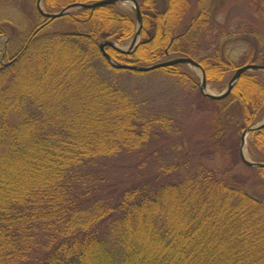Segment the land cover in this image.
I'll return each mask as SVG.
<instances>
[{
    "label": "trees",
    "instance_id": "obj_1",
    "mask_svg": "<svg viewBox=\"0 0 264 264\" xmlns=\"http://www.w3.org/2000/svg\"><path fill=\"white\" fill-rule=\"evenodd\" d=\"M28 1L35 6L26 16L13 8L22 22L0 11V42L8 37L0 47V264H264V199L234 168L235 134L264 119V71L242 73L225 98L201 94L213 108L201 143L225 163L221 172L202 161L187 168L191 140L176 120L101 72L122 69L108 63L98 40L132 39L135 9L105 3L49 19ZM95 1L42 0V8ZM138 1L141 42L130 53L108 47L115 59L150 65L192 57L213 84L229 82L240 65L264 64L252 41L239 60L220 45L202 53L231 32L214 0ZM244 1L256 34L264 0ZM55 20L63 27L51 29ZM184 64L151 72L198 85ZM167 141L173 158L157 154ZM248 148L264 162V128L251 133Z\"/></svg>",
    "mask_w": 264,
    "mask_h": 264
},
{
    "label": "rangeland",
    "instance_id": "obj_2",
    "mask_svg": "<svg viewBox=\"0 0 264 264\" xmlns=\"http://www.w3.org/2000/svg\"><path fill=\"white\" fill-rule=\"evenodd\" d=\"M214 1H216V5L214 7L216 17L219 23L229 28L231 32L228 38H230H226L225 40L223 39L221 44H219L217 40H213L209 45L210 48H204L202 50V53L211 52L215 50L218 45H220L221 50L223 51H225L226 47H228L227 51L235 59L239 60L241 55L245 51L249 50L252 41L253 43L255 42V46L258 47L257 50H260L262 52L260 54L261 57H264V39L260 43L259 35L257 34L259 30L261 31V33H263L264 28H261L262 26L259 23L256 28V34H254L255 32H248V29H252L255 26L252 23V9L246 6L245 1ZM119 3L122 8L130 12H133V9L135 8L133 2L131 1H122ZM160 3L162 6H164L165 0H160ZM15 6L20 9H17L19 13L21 12L26 16L27 12L33 11L35 3L29 2L28 0H0V11L10 13L11 15L19 18L20 22H22L24 21V15H22V17L15 15V13L18 12L14 11L13 8ZM197 9L198 8L195 7L194 12H197ZM58 27H63L62 22L55 20L50 28L57 29ZM245 37L250 39V42L246 41L247 39ZM7 39V36L1 37V48L5 44ZM132 39H128L124 43L116 42V44L121 48L127 49ZM139 39L141 42V35ZM98 41H101V39H99ZM166 59L170 58H160V60ZM3 62H5V60ZM182 68L184 71H187V73L198 75V77L200 78L198 80H201V71L197 67L191 64H184ZM101 72L105 77L111 80L117 79L120 84L122 83L121 85L125 86V88L127 87V89L130 90V92H132L136 96V98L146 101L149 105L154 107V109L162 110L171 118H174V120H176L181 128L183 139L186 142V139L188 138H190L191 140L189 145L185 143V145H187V148L188 146L190 147V149H188V151L186 152L187 159L191 160L189 166H186L187 168H192L195 164L199 163V161H202L209 167H213L216 171L221 172L223 164L225 163L222 154H220L217 150L216 152L213 151L207 153L211 148L204 147L201 143L205 141V137L207 136L206 134L210 131L212 132L211 127H209V119L213 115V108L211 105L209 106V104L201 97L202 93L199 90V85L195 84L192 81H190L187 85H181L176 77L165 74L160 70L139 73L130 69H122L117 71L104 69ZM207 84L211 92L220 93L227 87L228 82L224 79L217 84H213L212 82L207 81ZM230 134H234V129L228 131L227 136ZM241 136L242 133L237 132L235 134L234 140H238L239 143L241 140ZM249 140H251V133H248L246 135L245 147L246 155L251 158L248 148ZM167 142L165 143L163 148L160 147L158 149L159 151L157 150V154L171 156V158H173V150L172 148H170L171 141L168 142V144H170L168 145V147H166ZM234 168L235 172L237 174H240L242 180L246 181L244 182V184L246 185L247 190L250 193L264 199V177H262L261 173H259L258 168L254 166H248L242 160H240Z\"/></svg>",
    "mask_w": 264,
    "mask_h": 264
},
{
    "label": "water",
    "instance_id": "obj_3",
    "mask_svg": "<svg viewBox=\"0 0 264 264\" xmlns=\"http://www.w3.org/2000/svg\"><path fill=\"white\" fill-rule=\"evenodd\" d=\"M119 1H131V2H133L135 9H136L138 27H137L136 33H135L129 47L127 49L119 47L116 44V42L112 39H104L101 42H99V47H100L102 55L106 58L108 63L115 68L130 69V70H134V71L146 72V71L154 70V69L165 67V66L175 65L178 63H188V64H191V65L197 67L201 71V80L198 82L199 89L203 95L210 97L212 99H222V98L227 97L231 93L234 85L237 83V81L240 78V76L242 75V73H244L245 71H248V70H262V71H264V64L247 63L244 65H241L236 69V71L232 75L231 79L228 82L227 87L220 93H214V92H211L208 88L207 77H206V73H205L204 68L202 67V65L197 60H195L192 57L178 56V57H173V58L166 59V60H161V61L152 63L150 65H138V64H134V63L119 61V60L115 59L108 52L107 47H113L114 49H116L118 51H121L124 53H130L139 44V42H140V39H139L140 30L142 27L143 19H142V13L140 10V6H139V3L137 0H98V1H95L92 3L75 2V3L68 4L61 11H58V12H46V11H44V9L42 8V5H41L42 0H37V7L43 15H45L49 19H55L57 17H60L64 14H66L70 9H72L74 7H78V6H80V7H95L97 5H101V4H105V3H116ZM261 128H264V119L257 124L250 125V126L246 127L244 129V131L242 132V136H241V140H240V157H241L242 161L249 166L264 167V162L251 160L250 158H248V156L246 155V151H245L246 135L248 133H251L255 130H259Z\"/></svg>",
    "mask_w": 264,
    "mask_h": 264
}]
</instances>
